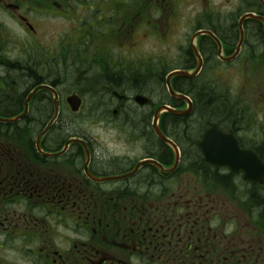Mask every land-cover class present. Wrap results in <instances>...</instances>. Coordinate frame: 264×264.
<instances>
[{
  "label": "flooded vegetation",
  "instance_id": "flooded-vegetation-1",
  "mask_svg": "<svg viewBox=\"0 0 264 264\" xmlns=\"http://www.w3.org/2000/svg\"><path fill=\"white\" fill-rule=\"evenodd\" d=\"M237 5L264 14L260 0ZM176 15L177 0H0V264H130L133 255L147 264H264V123L241 125L237 110L217 126L246 151L235 171L203 157L208 122L189 118L192 128L160 115L174 164L152 126L154 102L139 105L141 90L120 89L129 78L107 74L100 108L78 91L80 65L133 46L115 44L116 20L120 33L143 39ZM18 30L30 44L9 39ZM33 47L44 60L19 59Z\"/></svg>",
  "mask_w": 264,
  "mask_h": 264
},
{
  "label": "rangeland",
  "instance_id": "rangeland-1",
  "mask_svg": "<svg viewBox=\"0 0 264 264\" xmlns=\"http://www.w3.org/2000/svg\"><path fill=\"white\" fill-rule=\"evenodd\" d=\"M223 2L232 3V0H223ZM178 3L179 17L170 20V16H163V19H160L157 23V36L156 33L153 35L150 33V35L146 34L141 39V36L139 37L138 35L128 38L126 41L125 46L130 44L134 45L133 47H125L126 49L123 47H120V49L115 48L111 52H108V54L100 53V57L108 55L109 62L112 65L118 64L120 66L118 67L120 73L124 74L125 78H129V82L120 88L124 90L123 92L130 94L135 88L141 89L148 94L154 103H165L169 96L167 90L163 89L162 84L157 81L159 73L164 68L178 66L182 62L180 54L188 45L193 30L197 27L207 26L209 22L207 20L209 16H207L208 12L222 13L219 7H213L215 0H211L206 4L203 0H178ZM235 3V9L232 12L227 15L222 13L223 15L220 17L215 15L214 18L216 20L211 21L212 25L217 23L215 21H218L219 24L216 25V29L222 32V34L226 32V26H229L233 22L237 23L240 16L238 11L243 13L248 7V5H237V0H235ZM115 23L118 29L121 28L122 23L120 20H116ZM245 29L247 43L249 42V44L244 45L240 57L231 63L219 61L208 63V69L206 68L204 72H201L200 79L208 78L211 82H217L220 88L224 87L226 93L228 92L231 96V98H228L231 100H235L236 98L240 101L242 100V107L253 111L255 119L260 124L264 123V46L260 47L258 45L259 40L253 35L257 32L256 27L247 25ZM0 32H2L1 29ZM9 35L11 41H16V38L21 40L22 38V41L30 44L28 43V39L19 30L9 33ZM6 41L8 43L7 39ZM42 41H48L47 35H45ZM116 42L120 43L121 40L116 39ZM122 42L124 43V41ZM32 45L34 44L32 43ZM29 50L32 51L25 55H20L19 59L21 60L24 57V60L29 63H38L45 59L44 53L39 48L33 47ZM250 54L253 55L251 58L254 59H247L250 57ZM101 59L102 61L105 60ZM106 63L107 60L103 61L100 65L91 64L88 67L82 64L77 69V73L81 74L80 79H82L81 82L77 83L78 91L88 94L85 96V100L89 106L94 102L98 103V108L101 106V92L105 88L104 86H106L104 85L103 76H106L108 73V70L103 68V66L106 67ZM46 66L50 68V75L52 77L59 75L58 71L60 72V70H57L58 65L52 60ZM211 66L212 68L209 69ZM34 69L39 70L38 65ZM84 70L87 71L82 74ZM41 71H44V68L41 67ZM62 71L65 70L63 69ZM66 72L72 78L70 81H73V77L75 76L74 69L69 67ZM91 94H94V96H91ZM234 104L239 110H243L236 102ZM108 107L111 106L105 105V108ZM243 114H245L244 111H242ZM241 119L242 123H239L241 125L248 124V121L249 124H254L251 123L252 116H241ZM249 124L247 126H250Z\"/></svg>",
  "mask_w": 264,
  "mask_h": 264
},
{
  "label": "trees",
  "instance_id": "trees-1",
  "mask_svg": "<svg viewBox=\"0 0 264 264\" xmlns=\"http://www.w3.org/2000/svg\"><path fill=\"white\" fill-rule=\"evenodd\" d=\"M249 7H252V6L249 5ZM207 20H209L207 24V28L215 32L219 36V38H221L224 41L226 45V52L230 53L238 38L236 22H233L229 26H226V32L222 34V32H219L216 29V25L219 24L218 21H215L217 23H214L212 25L211 21L216 20L215 18H210V19L208 18ZM247 25H251L252 27L257 28V32L254 33L253 35L255 36L257 40H259L258 45L260 47L264 46V38L262 36V24L254 20L247 19L244 22V28H247ZM200 41H201L200 43L201 53L202 55H204L205 60H207V64L205 65L204 70H203L204 72L206 68L208 69V63L217 61L215 57V49H214L215 44L207 36H202ZM180 57L182 58V62L178 66L164 68L162 72L159 73L157 81L162 84L163 89H165V86H164L165 75L171 69H173L174 67H183L185 69L194 68L195 60L188 46L182 50ZM118 67L120 66L119 65L112 66L109 63H106V67L103 66V68L108 70V73L110 74L114 73L116 76H119V75L124 76V74L120 73V69ZM211 68L212 66L209 67V69ZM130 73L131 75H133L132 72ZM107 74L106 76H103V77L107 78L108 77ZM201 75H198L194 78L174 77L172 79V86L174 90L190 96L194 104V110L191 114H189L186 117L172 115V114H167L165 116H168L174 120H177L176 124H178L179 126L189 124L192 126V128L195 127L194 123H191V121L187 122L189 118H192V117L195 119H198L196 125L205 126L207 125L206 122L214 123V124L221 125V126L225 124L230 125L232 120L238 118V114L236 113L238 107L235 106L234 104V102L236 101L234 99L232 100L230 99L231 96L228 94V92L226 93V90L224 87L220 88L217 82H211L208 78L200 79ZM104 85H106V83ZM134 90H141V89L135 88ZM141 92H144V91L141 90ZM166 101L172 104L173 107H177L179 105V102H175L171 100L170 98H168V100Z\"/></svg>",
  "mask_w": 264,
  "mask_h": 264
},
{
  "label": "water",
  "instance_id": "water-1",
  "mask_svg": "<svg viewBox=\"0 0 264 264\" xmlns=\"http://www.w3.org/2000/svg\"><path fill=\"white\" fill-rule=\"evenodd\" d=\"M263 5H264V3H263ZM247 18H250V19H253L256 21H260L264 25V18L260 15H255L253 13H246V14L242 15L238 20V32H239V38L240 39H239V42L235 48L234 53L228 57L221 56V54H220V50H221L220 43L218 42V40L214 37V35L210 31H207V30L198 31L192 36L191 41H190V48H191V51L197 60V66H196L195 70L193 72H189L187 70H174V71L170 72L165 78L166 88H167V91H168L169 95L171 96V98L175 99V100L186 101L188 104V108L186 110L180 111V110H175V109H173L167 105L159 106L157 108L155 116H154V126H155L156 130H157V126H156L157 118H158V115L161 111L166 110V111H169V112L175 113V114H187L191 109V102H190L189 98L183 94H179V93L175 92L171 86L170 81H171V78L174 76L189 77L190 78V77L196 76L198 74V72L200 71V69L202 67V58L192 43L193 39L197 35H200V34H207V35L211 36L212 38L215 39V41L218 44L217 53H218L219 58L223 61H229V60L233 59L239 51L240 45L242 43V36H243L242 23H243L244 19H247ZM263 31H264V28H263ZM135 99L139 104H144L147 101V98H145L141 95L136 96ZM157 132H158V130H157ZM158 134L162 140L167 141L166 138L162 134H160L159 132H158ZM228 140H231L229 138V136L222 134L218 130L217 131H215L214 129L207 130L206 133L204 134L201 142H200V147L204 153L206 160L212 161L215 163V161L217 162L221 157H229L230 155L228 153H226V151H229V150H232L234 152L231 156H233V157L239 156L240 152H243V151H241L237 145L233 146V147L231 145H229V146L225 145L224 142H227ZM167 142H169V141H167ZM173 148H174V152H175V158L177 159L178 154H177V151H176V148L174 147V145H173ZM234 163H235V165H237V163L235 161H234ZM234 163L231 161L228 163V165L233 166Z\"/></svg>",
  "mask_w": 264,
  "mask_h": 264
},
{
  "label": "clouds",
  "instance_id": "clouds-1",
  "mask_svg": "<svg viewBox=\"0 0 264 264\" xmlns=\"http://www.w3.org/2000/svg\"><path fill=\"white\" fill-rule=\"evenodd\" d=\"M236 3L235 0H232V3H224L223 0H215L213 7H219L223 14L227 15L235 9ZM212 227H216L217 223L215 221L211 224ZM235 225H231L226 231L230 232L234 230ZM73 238H76L75 236ZM85 238V237H80ZM130 264H147V259L140 257L138 255H133L130 258Z\"/></svg>",
  "mask_w": 264,
  "mask_h": 264
}]
</instances>
